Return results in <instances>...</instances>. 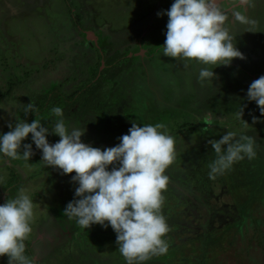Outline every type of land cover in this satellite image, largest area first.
<instances>
[{"label":"rangeland","instance_id":"374dc122","mask_svg":"<svg viewBox=\"0 0 264 264\" xmlns=\"http://www.w3.org/2000/svg\"><path fill=\"white\" fill-rule=\"evenodd\" d=\"M173 2L0 0V135L10 124L37 119L49 128L48 142H58L51 128L59 118L52 111L29 120L37 113L36 100L52 89L74 105L70 111L60 107L69 131L85 129L82 142L102 150L116 146L132 123H162L160 131L175 140V160L165 170L169 183L162 192L169 247L143 264H264V116L246 96L250 83L264 75V0L253 1L250 11L259 9L260 15L248 16L244 24L228 21L230 14L242 15L234 12L240 0H216L227 27L244 29L230 36L245 59L214 67V79L203 82L197 73L212 66L162 53L168 17L157 13ZM118 57L114 64L128 66L113 87L103 75L97 78L105 62ZM91 87L97 95L87 105ZM29 103L33 108L26 111ZM209 113L211 125L204 120ZM229 131L237 139L255 137L256 157L210 179L216 153L208 141ZM23 144L32 145L28 161L0 154V204L10 193L2 187L12 170L18 181L12 199L23 188L33 201L32 231L24 241L31 264H126L110 226L84 229L63 214L75 198V173L47 167L31 134L21 151ZM0 264H8V257H0Z\"/></svg>","mask_w":264,"mask_h":264},{"label":"clouds","instance_id":"9594fccd","mask_svg":"<svg viewBox=\"0 0 264 264\" xmlns=\"http://www.w3.org/2000/svg\"><path fill=\"white\" fill-rule=\"evenodd\" d=\"M240 3L247 5L250 0ZM162 14L168 17L163 55L212 66L211 70L200 69L199 82L213 80L214 67L229 66L233 59H245L224 28L227 17L216 0H174L166 12L157 13ZM234 15L237 20L247 22L240 13ZM246 96L248 101H255L264 116V75L250 83ZM32 108L29 103L26 111ZM51 111L59 118L51 128V134L59 137L58 142H48L49 128L40 120L17 122L0 135V154L12 160L28 161L34 154L32 145L23 144V151L21 148L22 141L31 134L32 143L41 150V160L47 167L57 168L64 175L75 173L71 179L78 187L75 198L63 211L65 216L74 218L84 229L93 224L110 226L126 264H143L153 256L166 254L169 245L164 237L169 227L161 211L162 192L169 183L165 170L175 160V140L160 131L165 125L132 123L128 133L118 138L116 146L102 150L82 142L85 129L69 131L60 107ZM253 119L255 122L256 118ZM204 120L208 125L213 122L210 113ZM208 143L216 153V159L209 164L210 179L223 174L236 162L256 157L255 137L246 134L237 139L236 133L229 131ZM33 214V201L23 188L16 198L0 204V257L7 256L8 264H31L24 255V241L32 231Z\"/></svg>","mask_w":264,"mask_h":264},{"label":"trees","instance_id":"16d2710c","mask_svg":"<svg viewBox=\"0 0 264 264\" xmlns=\"http://www.w3.org/2000/svg\"><path fill=\"white\" fill-rule=\"evenodd\" d=\"M119 58L120 57H118L116 59L114 58L115 60L114 59H108L109 63H107V61L105 62V68L98 74L97 79H99V77H101V75H103V81H108L111 83V85L113 87H115L116 86V83H115L116 79L123 74V72L127 69V66H128V64L126 62L114 64V62H117V60ZM55 91H56V89H52L50 92H48L46 94V97L44 99H42L41 97L38 99L36 98L37 99L36 101H38V106L36 107L37 113L35 115L31 116V118L29 120L34 119V118H38L39 116L42 119L43 117L46 116V113L51 111L54 107L64 106L63 107L64 111H70V109H71L70 106L72 107V109H74L73 108L74 105L68 106V104H65V102L63 101V97H61ZM96 93H97L96 87H91L89 89L87 96H86V99H85V101H87L86 102L87 105L90 104L89 100H95V97L97 95ZM104 94L105 93H101V94H98V96L104 95ZM101 98H104V96L100 97V98L98 97L97 100H99ZM84 113L85 112L77 113L78 115H76V116L78 118H80ZM10 173L12 176L9 177V179L6 181V183L2 187L3 190L8 189V192H10L5 197L4 203L6 202V199H12L13 198V195L15 194V190L17 189V187H16L17 183H18L17 177L13 176L14 172L12 170Z\"/></svg>","mask_w":264,"mask_h":264},{"label":"flooded vegetation","instance_id":"af4514ba","mask_svg":"<svg viewBox=\"0 0 264 264\" xmlns=\"http://www.w3.org/2000/svg\"><path fill=\"white\" fill-rule=\"evenodd\" d=\"M253 1L255 2V0H250V3L249 4H247V5H240V6H237L236 7V10L234 11V12H237V11H239V12H241L242 13V16L243 17H245V19L246 18H248V16H253L255 19L256 18H258L259 17V15H260V10L259 9H256L257 10V12L254 14V13H252V12H254L255 10L253 9V8H251L252 7V4H253ZM250 9H253V10H251L250 11ZM233 11V10H232ZM234 15H229L228 16V21L230 20L231 21V18H235V17H233ZM262 19V17H260V19H259V21ZM248 19H246V21H247ZM237 21H239L240 23H242V24H244V22H242V21H240V20H237ZM253 25H255L254 23H253ZM241 26V25H240ZM238 27V26H237ZM224 28L225 29H227V31L229 32V34H235V32H238V31H242V30H244L243 28H228L227 27V24H224ZM198 66H199V64H198ZM198 70L199 69H197V67H196V72L195 73H197L198 72ZM199 73H197V75H198Z\"/></svg>","mask_w":264,"mask_h":264}]
</instances>
